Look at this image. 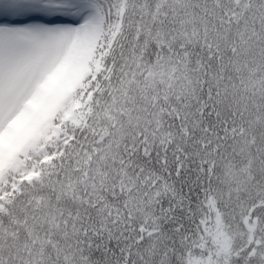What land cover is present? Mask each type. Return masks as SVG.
Masks as SVG:
<instances>
[{"label": "snow or ice", "instance_id": "1", "mask_svg": "<svg viewBox=\"0 0 264 264\" xmlns=\"http://www.w3.org/2000/svg\"><path fill=\"white\" fill-rule=\"evenodd\" d=\"M0 264H264V0H0Z\"/></svg>", "mask_w": 264, "mask_h": 264}]
</instances>
